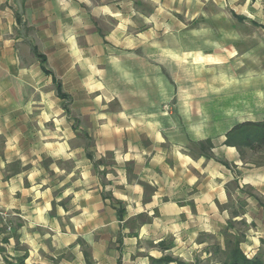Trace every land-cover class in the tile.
<instances>
[{
  "label": "crops",
  "instance_id": "obj_1",
  "mask_svg": "<svg viewBox=\"0 0 264 264\" xmlns=\"http://www.w3.org/2000/svg\"><path fill=\"white\" fill-rule=\"evenodd\" d=\"M65 1L82 4L86 20L105 13L103 3L90 13L91 0ZM145 1L130 91L94 119L90 144L46 89L41 50L23 43L20 6L31 1L0 0V202L13 230L4 242L17 244L21 264L193 262L213 256L209 237L224 247L226 230L249 258L263 243L264 152L241 156L225 140L235 124L264 119V55L250 75L252 49L237 43L243 22L264 30V0Z\"/></svg>",
  "mask_w": 264,
  "mask_h": 264
},
{
  "label": "rangeland",
  "instance_id": "obj_2",
  "mask_svg": "<svg viewBox=\"0 0 264 264\" xmlns=\"http://www.w3.org/2000/svg\"><path fill=\"white\" fill-rule=\"evenodd\" d=\"M30 1L29 9L25 10L20 6L19 12V31L23 43L29 46L31 51L32 46L37 45L41 52L47 54L46 66L52 72L49 75L52 76V81L53 75L57 77L66 94L65 97L58 94L60 107L65 112L68 111L67 116L72 120L73 126L79 129L77 140L93 144L95 139L92 124L96 121L94 119L112 115L120 108L116 95H127L130 91V56L136 54L130 51V45L145 42L144 15L150 10L151 4L145 0H91L89 7H85L87 11L92 13L99 2L100 5L103 3L105 13L98 20L90 14V19L86 20L82 17V4L67 3L65 0L57 4L50 0ZM138 12L143 16H139ZM236 15L234 13L235 17ZM241 27L246 38L237 43L250 45L252 51L249 52L250 58L247 62L250 63V75H254L257 72L255 65L258 59L264 55V30L255 21H249L248 24L243 22ZM138 31L143 35H138ZM246 69L247 67L235 68V72ZM52 81L46 89L57 91ZM133 85L144 94L148 90L151 93L155 91L153 85ZM163 107L173 106L167 104ZM84 132L91 135L88 136L90 140L84 136ZM9 217L7 221L0 218V264H21L20 259L12 254L17 244L11 246L4 242L13 233V230L7 229L10 225ZM237 228L244 230L245 226L237 225ZM207 240L212 243L207 249L216 255L217 241L210 237ZM259 252H262L264 257L263 243L257 254ZM215 255L205 259L197 257L193 262H187L183 258L173 259L177 264L178 261L189 264H221Z\"/></svg>",
  "mask_w": 264,
  "mask_h": 264
},
{
  "label": "trees",
  "instance_id": "obj_3",
  "mask_svg": "<svg viewBox=\"0 0 264 264\" xmlns=\"http://www.w3.org/2000/svg\"><path fill=\"white\" fill-rule=\"evenodd\" d=\"M236 17L238 19H244L242 16L236 15ZM34 52L41 60L44 72L52 74L46 66V55L40 52L37 47H34ZM53 81L56 85L58 94L65 97L66 94L63 92L62 84L55 75H53ZM225 143L227 145L235 146L241 156H244L246 149H251L254 152H264V119L260 121L248 120L235 124L226 133ZM198 145L206 152V150L212 148L213 143L210 139H207L198 142ZM259 162H264V160H260ZM241 240L242 239L238 234L233 235L226 230L224 247L221 245L216 246V255L214 252H212V254L219 258L218 261L221 262V264H264L262 252H259L254 257L249 258L240 246ZM262 242L264 244V240ZM174 260L175 259L171 256H165L159 259H152V264H166ZM178 264L189 263L178 261Z\"/></svg>",
  "mask_w": 264,
  "mask_h": 264
},
{
  "label": "built area",
  "instance_id": "obj_4",
  "mask_svg": "<svg viewBox=\"0 0 264 264\" xmlns=\"http://www.w3.org/2000/svg\"><path fill=\"white\" fill-rule=\"evenodd\" d=\"M9 216L10 214L8 213L7 209L0 202V218H2L4 221H7ZM7 228L10 230V225H8Z\"/></svg>",
  "mask_w": 264,
  "mask_h": 264
}]
</instances>
